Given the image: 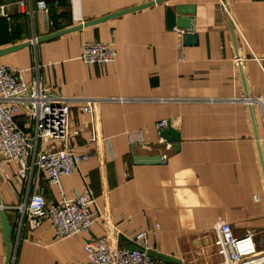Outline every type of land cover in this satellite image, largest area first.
I'll list each match as a JSON object with an SVG mask.
<instances>
[{"label": "crops", "instance_id": "0c3cea01", "mask_svg": "<svg viewBox=\"0 0 264 264\" xmlns=\"http://www.w3.org/2000/svg\"><path fill=\"white\" fill-rule=\"evenodd\" d=\"M39 1L48 14L36 9ZM154 1L0 0V51L21 47L0 56V65L25 71L24 80L39 81L49 96L101 99L92 117L72 107L70 147L86 159L60 186L38 169L18 178L17 163L0 173L16 264H88V240L128 247L119 236L157 225L151 251L179 264H225L215 246L220 222L237 237L254 233L264 251V0H167L137 9ZM177 6L195 8L197 45L168 28L167 10ZM86 42L111 44L116 60L85 63ZM162 121L180 134L178 150L160 137ZM16 122L34 132L25 111ZM157 156L165 162L134 161ZM61 191L67 199L89 191L96 200L87 235L60 239L50 221L31 222L17 209L32 194L57 205ZM0 264H7L1 222Z\"/></svg>", "mask_w": 264, "mask_h": 264}, {"label": "built area", "instance_id": "2783aa9c", "mask_svg": "<svg viewBox=\"0 0 264 264\" xmlns=\"http://www.w3.org/2000/svg\"><path fill=\"white\" fill-rule=\"evenodd\" d=\"M24 6V2H20ZM228 17L230 14L222 2ZM36 9L48 14L45 1H39ZM117 51L111 44L86 42L82 61L88 64L107 66L116 60ZM25 71L0 65V173H5L12 163L19 166L18 178L27 179L35 169L41 171L50 186H60L63 177L71 176L79 170L86 159L76 155L70 147V118L74 105H81L83 113L94 114L98 99L66 98L49 96L39 81L32 85L24 78ZM248 104H251L248 101ZM25 111L29 120L35 121L32 134L24 132L16 122ZM168 121L157 124L159 130L168 127ZM92 141H96L93 134ZM61 143L63 148H57ZM165 156L162 162H165ZM257 198V197H256ZM96 200L87 191L73 199H67L61 191L57 205H48L41 194H32L24 206L17 209L31 222L46 219L51 222L56 236L60 239L87 235L97 221L93 210ZM9 207L0 204L1 212ZM159 226L153 231L140 230L127 239L141 247L143 251H131L127 246L110 245L107 237L88 240L84 246L88 264H171L163 259L150 256L148 235L156 236ZM218 233L215 246L218 254L225 258V264H264V251L257 248L255 234L235 236L229 223L216 225ZM10 264H16V253L12 251Z\"/></svg>", "mask_w": 264, "mask_h": 264}, {"label": "water", "instance_id": "95a60500", "mask_svg": "<svg viewBox=\"0 0 264 264\" xmlns=\"http://www.w3.org/2000/svg\"><path fill=\"white\" fill-rule=\"evenodd\" d=\"M165 1H167V0H157V1H154L152 3L143 5L137 9H144L146 7L152 6V5L157 4V3H162ZM134 10H136V9H134ZM126 12H129V11H126ZM122 14L123 13H119V14L114 15V16H119ZM194 15H195V8L193 6H177L175 8H169L167 10L168 28L170 30H175V29L183 30L184 31L183 43L186 46H193V45L198 44V35L194 33ZM114 16H111V17H114ZM111 17H107V18H111ZM230 25L232 27V23H230ZM81 28L82 27H76V28L65 30V31H60L58 33H54L52 35H49V36L44 37L42 39H39L38 42L47 41V40H50V39L55 38L57 36L63 35L65 33L79 30ZM231 29H232L233 41H234L235 47L237 49L236 36H235L234 31H233V28H231ZM19 48H21V47H15V48H11V49H6L4 51H0V56L5 55L7 53H10L11 51L18 50ZM240 73H241L240 75H241V79H242V83H243V87H244L245 97L248 99L249 93H248V89H247L246 79L244 77L243 72L241 71V66H240ZM250 112H251L252 119H254L253 110H252L251 105H250ZM160 137L163 139V141L165 143L173 144L176 150L179 149L178 144L181 140L180 134L178 132H176L175 129H173L170 122L168 123L167 129L161 131ZM259 153H260V158H261V162H262V166H263V170H264V161H263L262 151H261L260 147H259ZM134 161L136 164H156V163L162 162V157L161 156H157V157H135ZM0 204H1V200H0ZM0 222H1V228H2L4 243H5L6 248H7V264H10V260L12 257L11 234H12L13 229L10 225V222L8 221V216L4 212H1V214H0ZM119 240L122 241L123 243H127L128 248L131 251H134V250L143 251V249L141 247L137 246L134 242L130 241L129 239L125 238L122 235L119 236ZM149 254L151 257H153L155 259H163L164 261L171 263V264H179L178 260L170 258V257H166L165 255L158 254L156 252L150 251Z\"/></svg>", "mask_w": 264, "mask_h": 264}, {"label": "trees", "instance_id": "16d2710c", "mask_svg": "<svg viewBox=\"0 0 264 264\" xmlns=\"http://www.w3.org/2000/svg\"><path fill=\"white\" fill-rule=\"evenodd\" d=\"M54 25V24H53Z\"/></svg>", "mask_w": 264, "mask_h": 264}]
</instances>
